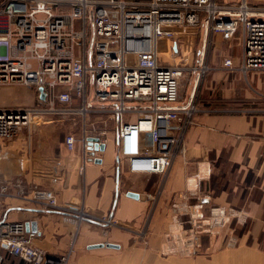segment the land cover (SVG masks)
Instances as JSON below:
<instances>
[{"label":"built area","instance_id":"built-area-1","mask_svg":"<svg viewBox=\"0 0 264 264\" xmlns=\"http://www.w3.org/2000/svg\"><path fill=\"white\" fill-rule=\"evenodd\" d=\"M215 35L240 42L239 63L226 59L227 71L264 74V8L245 0H0V87H32L40 97L34 107L0 108V138L16 139L45 122L81 120L82 136L69 134L64 144L71 153L81 147L84 173L93 151L90 139L105 146L109 141L107 130L91 135L89 117H106L115 124L118 162L131 174L166 177L185 153L198 110L192 107L194 92L189 102L180 100L186 68L163 60L162 48L178 55L183 45L201 39L193 68L197 84ZM13 187L46 211L60 207L52 191L25 186L20 178ZM7 191L2 187L0 195ZM189 196L197 203L187 207V220H177L163 235L165 256H196L204 234L218 228L234 234L243 224L241 210L210 204L198 189ZM75 218L86 217L79 212ZM103 225L111 226V220ZM36 238L24 222L0 220V249L10 256L30 264H66L65 258L48 259Z\"/></svg>","mask_w":264,"mask_h":264},{"label":"crops","instance_id":"crops-1","mask_svg":"<svg viewBox=\"0 0 264 264\" xmlns=\"http://www.w3.org/2000/svg\"><path fill=\"white\" fill-rule=\"evenodd\" d=\"M245 1L264 8V0ZM221 40L231 41L223 35L217 37ZM238 45L236 65L241 57L239 41ZM227 72L232 88L224 98L231 107L236 101L235 75L243 78ZM243 82L242 97L249 107L199 109L186 135L185 153L166 177L131 174L118 162L114 138L103 151L89 152L81 173V147L69 152L62 136L56 138V122L24 129L13 140L0 138V190L8 188L0 195V220L35 223L34 244L48 259L65 258L66 264H264V74L249 73ZM38 94L32 87L1 86L0 108L34 107ZM18 178L25 186L52 191L58 211L42 209L31 194L20 197L13 187ZM194 189L210 204L241 210L243 224L238 228L244 232L231 235L218 228L217 234L201 240V252L193 257L152 253L156 232L161 235L177 220H187V207L197 203L189 196ZM130 192L140 199L128 197ZM79 212L86 218L76 222ZM105 220H111V226L104 227ZM99 245L104 247L93 248ZM0 257V264H30L3 249Z\"/></svg>","mask_w":264,"mask_h":264},{"label":"rangeland","instance_id":"rangeland-1","mask_svg":"<svg viewBox=\"0 0 264 264\" xmlns=\"http://www.w3.org/2000/svg\"><path fill=\"white\" fill-rule=\"evenodd\" d=\"M217 37L216 38L213 37V39L210 41V43L207 46L205 64H204L206 70H204L203 74H201V77L198 80L199 82L197 84H196L197 77L196 74L193 73V68L196 67L197 62L199 61L198 53L200 51V47L202 46L201 39H196V42L193 44V46L191 44L183 45L182 51L178 55L165 53V51H167L168 49L167 47L164 46L162 48L164 54L161 55V58L163 60H166L170 64L173 65L181 64L184 68H186V74H185L186 81L181 80V84H180V100L182 102H186V103L189 102L190 97L194 92L192 107L195 108L196 110L199 109L220 110L226 108L227 109L230 108L233 110L241 109V108L246 109L249 107V104L242 97L244 95V90H245L243 85L244 83L243 75L241 76L243 78V81L239 80V76L235 75L236 76L235 78L237 80L233 82L234 83L233 91L236 93V96L234 98L236 101L232 104L231 107L228 106L229 100H226L224 98L226 89L232 88L229 86L230 81L226 80V75L228 72L224 67V62L228 58H232L235 60L237 56H240L238 39L234 38V39H230L231 41L221 40L217 42ZM213 67L214 68L220 67V69L216 70L213 69ZM222 72L224 73V75L222 74ZM247 88L248 90H251L249 88V85ZM88 126L91 135L98 136L100 133L107 130L108 135L104 137V140H112L116 135L115 124H113V122L106 117H89ZM55 127L58 129V131L56 132V138L59 139L62 136L60 141L64 140L65 137L69 134H75L79 138L82 136L84 129L81 120L75 122L64 121L61 123H56ZM153 211L151 216L153 215ZM217 230L218 229H215L212 232V234H217ZM235 230L236 232H234V234L240 235L241 232H244L243 229L241 230V228H237V227H235ZM223 231L227 232L228 234H231L229 233V231L225 229H223ZM165 232L166 231L164 232L162 231L161 235H157L158 233L156 232V235L154 236L158 241L156 243L152 242L151 250L152 253H155L157 255H161L163 257H172V256L163 255L161 251L162 242L160 241H162ZM206 236H208V234H204L201 237V240Z\"/></svg>","mask_w":264,"mask_h":264},{"label":"water","instance_id":"water-1","mask_svg":"<svg viewBox=\"0 0 264 264\" xmlns=\"http://www.w3.org/2000/svg\"><path fill=\"white\" fill-rule=\"evenodd\" d=\"M40 95H41V99H44V91L43 89H40ZM90 147L91 149H95L96 151H103L105 149V145H100L99 144V139L98 138H91L90 139ZM128 197L135 199V200H139L140 199V195L139 194H135V193H128ZM27 226V230L28 231H32V232H36L37 231V227L35 223H32L31 225H26ZM107 247L113 248L116 247L114 245H106ZM98 247H104V245H99V246H94L93 248H98Z\"/></svg>","mask_w":264,"mask_h":264}]
</instances>
